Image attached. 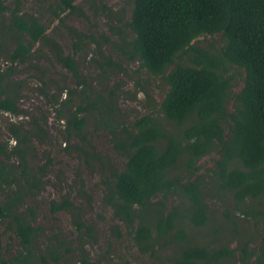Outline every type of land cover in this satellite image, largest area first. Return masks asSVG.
<instances>
[{
    "label": "trees",
    "instance_id": "1",
    "mask_svg": "<svg viewBox=\"0 0 264 264\" xmlns=\"http://www.w3.org/2000/svg\"><path fill=\"white\" fill-rule=\"evenodd\" d=\"M77 1L58 0L54 17L63 23V14L78 11ZM16 3V8L10 10L0 0V18L10 12L11 21L1 36L12 40L11 47L6 42L0 45L1 52L8 56L7 67H0V113L18 118L29 114L31 121L11 123L7 128L10 139L0 143V194L4 197L0 220L12 222L19 243L15 255L10 259L1 257L0 264H61L64 260L61 244L50 243L43 252L36 248L41 228L35 224V210L25 209V198L44 190L48 181L44 178L54 160L49 152H39L32 145L35 142L44 146L50 132L42 124L48 122L45 114L39 118L22 108L25 82L14 78L18 65H32L40 74L37 93L46 107L56 111V122H65L68 146L70 137L78 135L83 144V133L92 116H96L95 124L110 133L126 162L113 174L107 203L128 228H133L136 218L140 220L134 231L140 252L150 251L156 258L159 239L185 241L184 228L189 222L205 227L209 221L205 196L213 200L221 199L220 195L223 199L232 196L235 209L247 200H259V208L264 206V0H133L130 19L124 23L131 35L119 33L114 44L118 46L117 56L137 62L142 71L168 84L160 111L175 126L173 131L151 115L136 119L131 126L121 122L113 106L114 92L106 99L102 92L92 90L91 78L80 68L82 54L91 50L88 40L93 42V37L71 30L72 53L66 54L47 34L48 26L34 16L22 15L20 0ZM207 36H220L221 46L210 52L194 44ZM37 45L48 56L39 58ZM96 55L106 60L105 65L100 64L104 78L99 85L103 90L119 64L110 56L105 58L100 49ZM41 59H46L48 68L40 65ZM185 59L190 63H183ZM49 66L70 74L74 85L64 86L66 78L61 76L59 81L49 79ZM236 68L245 76L243 88L234 94L229 70ZM185 123L189 125L183 127ZM11 140L14 146L9 145ZM82 144L78 149L83 155L96 157L84 152ZM213 153L219 157L215 169L206 174L214 188L207 194L204 191L211 188L207 180L190 178L199 171L197 162ZM177 170L184 171L183 175L175 174ZM160 195L178 196L181 211L175 207L165 215L164 203L153 202ZM51 211L73 213L74 226L81 234L80 264H98L84 248L91 228L74 202L69 198L54 201ZM149 212L157 217L156 223ZM243 215L254 221L264 220V210L254 204ZM152 221L157 228L155 237ZM256 237L261 242L254 248L250 247L254 240L236 249L228 245L179 246L172 264H264V236L257 233Z\"/></svg>",
    "mask_w": 264,
    "mask_h": 264
},
{
    "label": "rangeland",
    "instance_id": "2",
    "mask_svg": "<svg viewBox=\"0 0 264 264\" xmlns=\"http://www.w3.org/2000/svg\"><path fill=\"white\" fill-rule=\"evenodd\" d=\"M4 1L10 10L17 6L16 0ZM57 3L58 0H20L19 9L22 15L34 16L48 26L47 34L61 46L66 54L72 53L73 35L69 33L71 30H77L93 37V42L88 40L91 50L82 54L80 68L85 76L91 78L92 90L102 92L106 99L110 97L111 92H114L113 106L121 122L131 126L136 119L151 115L159 118L165 129L173 131L175 126L165 120L160 111L161 103L169 90L168 84L162 78L153 77L142 71L137 62L130 63L117 56L118 46H114V44L118 42L119 33L122 32L128 37L131 35L130 31L126 30L124 23L130 19L133 0H78L75 3L78 11L72 14L70 12L63 14L61 16L65 18L63 23L54 17ZM120 19H122V23L119 22ZM10 23V12H8L0 18V45L6 42L7 45L12 46V40L3 39L1 36L6 30L4 28ZM108 40H110L109 44L106 43ZM194 44L213 52L215 47L221 46L222 41L220 36H207L198 39ZM40 48L41 46L37 45V49L40 50L39 58L48 56L47 51ZM99 49L105 58L110 56L117 65L119 64V67L114 66L115 73L110 80L105 81L106 89L103 90L99 85V82H102L104 78L100 64L104 63L105 65L106 60L96 55ZM7 58V54L0 50L1 69L7 67ZM40 61L41 66L48 68L46 59ZM183 63L190 62L185 59ZM105 69L109 68L105 67ZM48 70L49 79L59 81L58 78L61 76V78H66L64 86L72 87L74 85L70 74L68 75L61 68L49 66ZM229 74L232 76L231 90L234 94L239 93L244 86L245 72L236 68V70H229ZM37 76L40 74L33 70V66L26 64L16 67L14 78L25 82L21 99L22 108L39 118L45 114L48 122L42 124L50 132V139L44 143V146L35 142L32 144L37 148V151L46 150L53 157L54 165L44 178L45 181L48 180L47 184L43 191L36 193L35 196L25 198V209L33 208L35 210L37 216L35 224L41 228L39 246L36 247L40 252L45 251L50 243L56 246L61 244L64 258L61 264H80L79 240L81 234L74 226L73 213L66 211L54 214L51 211L52 202H60L66 198L74 202L77 209L82 212L83 221L91 228L90 237L87 238L88 243L84 245V248L90 255V259L98 264H172V259L176 256L179 246L197 245L218 248L228 245L230 249H236L249 240H254L250 242L251 248L260 244L261 240L256 236L257 233L264 236V220L248 219L243 215V211L248 210L251 204H254L257 209L263 210L264 206L259 208V200H247L246 203L235 209V201L232 196L223 199L220 195L221 199L218 200L205 196L204 202L207 205L209 216L205 227H196L189 222L184 228L187 235L185 241L181 242L172 237L159 239L158 244L160 245L156 249V258L151 256L150 251L140 252L134 233L140 220L136 218L133 228H128L124 221L115 216L114 208L107 203L110 198V187L114 183L113 174L123 168L126 158L115 148L110 133L103 131L102 127L95 124L96 116L90 117V123L83 133V144L80 135H78L70 137L68 146L64 136L65 122H56V111L46 107L44 98L37 93L38 86H41L38 84ZM78 102L77 96L75 98L76 106ZM40 109H43L44 113ZM21 121L26 123L31 121L29 114L27 117L18 118L0 113V143L10 139V135L8 136L7 133L8 126ZM188 125L189 123H185L183 127ZM13 142L11 140L9 145L14 146L16 143ZM81 144L84 152L86 150L92 152L96 157L92 159L83 155L78 149ZM218 157L217 153H213L200 159L196 164L199 171L190 180L201 178L210 184V177H206V174L209 169H215V161ZM183 172L177 170L175 174L183 175ZM182 181L186 182L187 179L184 178ZM208 186L211 188L207 192L204 191L207 194L214 189L211 184ZM1 195L0 204L4 202V197ZM153 202L164 203L165 215L175 207L179 211L182 208L180 198L176 195L167 198L160 195ZM149 216L154 218L156 223L157 217L150 212ZM154 222L152 221V225H150L153 237L157 234ZM236 230L239 231L238 234H235ZM18 249L19 243L13 233L12 222L7 219L0 220V258L10 259ZM237 257H239V253H237ZM234 264L241 263L236 261Z\"/></svg>",
    "mask_w": 264,
    "mask_h": 264
},
{
    "label": "clouds",
    "instance_id": "3",
    "mask_svg": "<svg viewBox=\"0 0 264 264\" xmlns=\"http://www.w3.org/2000/svg\"><path fill=\"white\" fill-rule=\"evenodd\" d=\"M13 143H15V142H13Z\"/></svg>",
    "mask_w": 264,
    "mask_h": 264
}]
</instances>
